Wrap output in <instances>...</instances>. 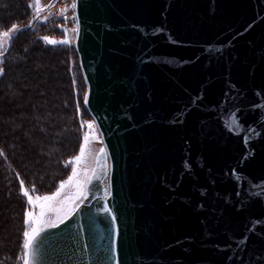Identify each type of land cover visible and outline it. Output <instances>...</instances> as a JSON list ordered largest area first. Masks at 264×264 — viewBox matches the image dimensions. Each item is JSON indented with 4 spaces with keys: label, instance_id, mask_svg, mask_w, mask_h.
<instances>
[{
    "label": "water",
    "instance_id": "obj_1",
    "mask_svg": "<svg viewBox=\"0 0 264 264\" xmlns=\"http://www.w3.org/2000/svg\"><path fill=\"white\" fill-rule=\"evenodd\" d=\"M75 2L111 169L39 264H264V0Z\"/></svg>",
    "mask_w": 264,
    "mask_h": 264
},
{
    "label": "rangeland",
    "instance_id": "obj_2",
    "mask_svg": "<svg viewBox=\"0 0 264 264\" xmlns=\"http://www.w3.org/2000/svg\"><path fill=\"white\" fill-rule=\"evenodd\" d=\"M72 2L41 0L45 10L36 19L34 0H0V30H8L17 24L23 31L40 29L35 32L40 37L64 39L63 28L75 27L72 20L74 10L70 7ZM30 3L32 7H29ZM66 7L68 11L61 15V9ZM45 16H48L47 22H43ZM30 21L34 22L28 28ZM75 34L68 32L73 41L71 45H50L42 39L33 45L23 35L17 37L18 34L13 33L14 39L4 57L2 67L6 78L0 80V149L4 150L7 160L0 157V253L14 252L15 259L0 258V264H21L19 257L23 252L25 212L30 207L23 199L20 200L23 205L22 232L21 237L16 238L15 201L3 190L6 189L4 177L9 166L13 164L20 169V180L24 177L30 180L31 184L25 186L33 197L52 194L60 182L71 175L74 164L69 165L68 162L79 155L83 135L89 131L86 125L81 128V121H94L83 103L87 86L74 48ZM16 40L18 48L21 45L20 52H15L18 48L12 47ZM25 44H28L26 48ZM94 131L82 165L89 174L96 168L99 150L104 148L99 130L95 128ZM61 163L65 169L61 168ZM35 180L43 183L46 190L32 192ZM71 191L66 190L65 195Z\"/></svg>",
    "mask_w": 264,
    "mask_h": 264
},
{
    "label": "snow or ice",
    "instance_id": "obj_3",
    "mask_svg": "<svg viewBox=\"0 0 264 264\" xmlns=\"http://www.w3.org/2000/svg\"><path fill=\"white\" fill-rule=\"evenodd\" d=\"M35 3V18H40V13L45 10L44 6L41 5V0H34ZM32 7V4H29ZM71 9L75 10L77 8V3L75 0L70 5ZM68 11L67 7L61 9V15H64ZM64 19L67 20L68 17L65 15ZM48 16L43 18V22H47ZM72 20L75 22V27L72 29L63 28L64 39H54L49 36H43L41 39L50 45H71L73 41L68 37V32L76 33L77 37L79 35V18L78 16H73ZM34 21H30L28 28H31ZM23 31L17 24L10 26L8 30H0V76L4 75V68L2 67L4 63V57L6 56L7 49L11 47V42L14 39L13 33H19ZM75 82V81H74ZM84 105L89 103V96L86 94L83 97ZM79 107V105H78ZM232 124L230 130L236 129V134L242 130V126L235 116L232 118ZM85 125L89 131L85 132L83 135V145L79 149V155H76L68 162L71 167V175L67 179L60 182L56 191L50 195H33L30 194L29 188L25 186L23 179L20 180L21 193L26 198V204L29 209L25 212V231L23 232V252L19 257L21 264H39L38 257V237H40L42 232L48 229L58 228L61 224H64L67 220H70L82 207V205L89 199L92 194L93 181H101L107 179V173L111 169V165L107 163L108 154L105 148L99 150V154L96 156V168L91 170L89 174L86 169L82 168L85 162L86 147L89 144L90 136L95 135L94 129L98 127L95 125L94 121H81V128ZM254 132V129H249V133ZM249 136L244 137L245 144L248 143ZM102 142V141H101ZM0 157H5L6 154L3 149H0ZM235 175V173H234ZM19 176V173H17ZM237 180H240L239 175H235ZM253 187H257L253 185ZM260 187L264 188V185ZM71 189L70 194L65 195L66 190ZM32 192H35V185H32ZM239 195V193H238ZM111 196L110 185L106 184L103 188V195L98 197L99 200L104 201L101 205L100 211L108 214L111 217L112 224H116L117 217L113 213V209L109 206L107 198ZM39 211H35V209ZM119 229L115 228V234L118 236ZM113 251H115V241L113 242ZM116 264H119V260H116Z\"/></svg>",
    "mask_w": 264,
    "mask_h": 264
},
{
    "label": "trees",
    "instance_id": "obj_4",
    "mask_svg": "<svg viewBox=\"0 0 264 264\" xmlns=\"http://www.w3.org/2000/svg\"><path fill=\"white\" fill-rule=\"evenodd\" d=\"M29 14V13H28ZM28 17H30V15H28ZM40 29H33V30H24L23 33L17 35L20 36V35H23V37H25L27 40L28 43L30 44H35V43H39L41 41V37L39 35H36L35 32L36 31H39ZM28 36V37H27ZM20 39V38H19ZM29 40V41H28ZM17 41H15L14 43V46L12 45V47L15 49V48H18V44H17ZM17 44V45H16ZM28 45V44H25L24 45V48H26L25 46ZM20 49L21 48V45L19 47ZM18 48L17 51L15 52H20L21 50ZM23 48V49H24ZM16 50V49H15ZM6 76L3 75V76H0V80L2 79H5ZM1 147V145H0ZM58 157V156H57ZM5 159V158H4ZM59 160V158H57ZM7 160V159H6ZM12 163V162H11ZM9 165V164H8ZM61 168H66L65 165L63 163L60 164ZM8 173L5 175V180H6V189H3L5 190V195L7 196H12L14 201H15V208H16V213H17V233L15 235L16 238H19L21 237L20 236V233L22 232V221H21V212H22V208H23V205H21V199H23V201L26 203L25 201V197L22 195L21 193V186H20V175L17 176V173L21 174V171L18 167L14 166L13 164L11 166H9V169H8ZM24 179V182H25V185H30V180L26 179V177L23 178ZM33 185H35V189L37 191H45L46 190V187L43 186V183H41L40 181H34V183H32ZM20 186V187H19ZM7 192V193H6ZM21 200V201H20ZM27 205V204H26ZM19 218V219H18ZM16 231V230H15ZM0 258H7V260L10 259V261H13L15 259V254L14 252H4V253H0ZM1 260V259H0Z\"/></svg>",
    "mask_w": 264,
    "mask_h": 264
},
{
    "label": "bare ground",
    "instance_id": "obj_5",
    "mask_svg": "<svg viewBox=\"0 0 264 264\" xmlns=\"http://www.w3.org/2000/svg\"><path fill=\"white\" fill-rule=\"evenodd\" d=\"M1 214H2V213H1ZM1 214H0V215H1ZM0 219H1V218H0ZM2 219H3V218H2Z\"/></svg>",
    "mask_w": 264,
    "mask_h": 264
}]
</instances>
